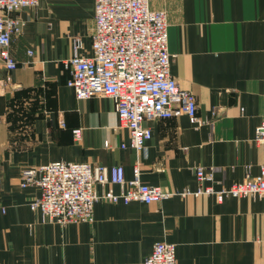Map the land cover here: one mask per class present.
<instances>
[{
	"label": "crops",
	"instance_id": "0c3cea01",
	"mask_svg": "<svg viewBox=\"0 0 264 264\" xmlns=\"http://www.w3.org/2000/svg\"><path fill=\"white\" fill-rule=\"evenodd\" d=\"M150 5L167 12L171 72L208 122L196 126L185 113L147 119L152 136L140 151L121 145L130 130L110 96L80 99L67 83L74 38L92 53L95 0H40L15 12L24 22L11 42L18 66L0 60V264H145L158 240L177 244L178 264H264L262 197L181 194L199 187L198 165L213 169L204 184L216 189L260 170L264 0ZM58 159L121 163L128 179L139 163L142 181L174 193L149 203L99 199L91 222H43L30 206L39 189L21 185V170Z\"/></svg>",
	"mask_w": 264,
	"mask_h": 264
},
{
	"label": "built area",
	"instance_id": "2783aa9c",
	"mask_svg": "<svg viewBox=\"0 0 264 264\" xmlns=\"http://www.w3.org/2000/svg\"><path fill=\"white\" fill-rule=\"evenodd\" d=\"M39 2L0 0V60L9 69L18 66L11 42L15 34L23 31L24 23L15 12L37 7ZM94 10L92 53L81 52L82 41L74 38L73 55L65 60L69 71L67 83L80 99L96 95H108L113 99L120 125L130 130V140L123 142V147L132 146L137 151L144 148L146 140L152 136V129L144 124L147 119L185 113L196 126L208 122L198 115L196 95L181 87L171 72L165 9L152 8L150 0H95ZM5 91L6 81L0 78V95ZM74 132L79 136L81 128H75ZM256 139L263 151L257 174L248 171L242 180L216 189L211 183L204 184L214 179L213 169L198 165L195 173L199 187L195 190L186 187L181 194H215L219 201L228 194L257 195L264 199V114L257 126ZM141 173L139 163L135 164L133 176L128 179L121 163L107 165L58 159L24 167L21 185L38 187L39 194L31 200L30 206L41 212L43 222L66 225L94 221V206L99 199L149 203L174 193L161 185L142 181ZM116 184L120 190L114 188ZM2 188L0 175V192ZM145 264H178L177 244L156 241Z\"/></svg>",
	"mask_w": 264,
	"mask_h": 264
}]
</instances>
